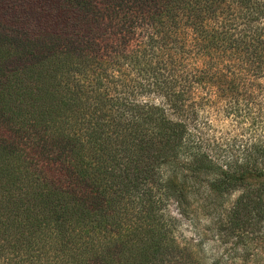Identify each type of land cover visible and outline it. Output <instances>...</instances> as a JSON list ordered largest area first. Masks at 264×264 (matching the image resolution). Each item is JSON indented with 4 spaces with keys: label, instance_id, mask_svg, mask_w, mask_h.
Masks as SVG:
<instances>
[{
    "label": "trees",
    "instance_id": "16d2710c",
    "mask_svg": "<svg viewBox=\"0 0 264 264\" xmlns=\"http://www.w3.org/2000/svg\"><path fill=\"white\" fill-rule=\"evenodd\" d=\"M187 183L264 193V0H0V264H205Z\"/></svg>",
    "mask_w": 264,
    "mask_h": 264
},
{
    "label": "rangeland",
    "instance_id": "374dc122",
    "mask_svg": "<svg viewBox=\"0 0 264 264\" xmlns=\"http://www.w3.org/2000/svg\"><path fill=\"white\" fill-rule=\"evenodd\" d=\"M155 104H162L159 98H150ZM245 130L232 118L222 113L212 118L210 132L233 139ZM189 203L180 215L175 205L169 212L180 220L177 236L181 245L193 250L197 258L205 264H264V223L246 232H234L229 236L224 231L228 225L229 212L236 199L245 193L249 197L259 194L264 201V193L255 186L237 187L228 192L213 191L207 183H187Z\"/></svg>",
    "mask_w": 264,
    "mask_h": 264
}]
</instances>
